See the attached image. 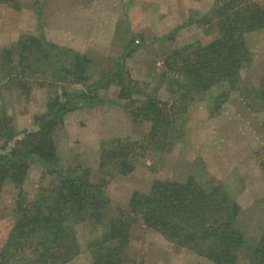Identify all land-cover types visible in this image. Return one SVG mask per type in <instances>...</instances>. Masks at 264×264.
<instances>
[{
  "label": "rangeland",
  "instance_id": "rangeland-1",
  "mask_svg": "<svg viewBox=\"0 0 264 264\" xmlns=\"http://www.w3.org/2000/svg\"><path fill=\"white\" fill-rule=\"evenodd\" d=\"M16 1L17 7L0 4V43L10 45L21 35L44 36L91 60L88 84L110 78L98 88L100 102L65 113L52 133L56 165L88 167L89 182L102 201L99 217L72 225L78 252L61 264H92L91 244L101 241L109 218L127 212L131 196L147 194L157 179L184 182L191 177L205 189L220 186L240 206V234L258 241L264 225V112L250 87L258 86L264 75V28L245 35L251 60L240 69L236 89L217 97L214 86L190 91L192 97L184 99L180 95L186 84L180 73L167 72L166 58L172 50L217 37L212 25L187 23L214 0ZM131 40L135 48L128 52ZM38 74L23 90L0 83V105L15 130L32 128L35 115L54 95L56 80L48 72ZM121 83L131 89L120 90ZM148 101L159 109L160 121L148 114ZM103 146L127 151L132 169L118 173L112 159L100 168ZM53 181L43 164L31 160L21 185H2L0 247L18 220V203L29 204ZM128 253L141 264H215L145 228L137 216Z\"/></svg>",
  "mask_w": 264,
  "mask_h": 264
},
{
  "label": "trees",
  "instance_id": "trees-1",
  "mask_svg": "<svg viewBox=\"0 0 264 264\" xmlns=\"http://www.w3.org/2000/svg\"><path fill=\"white\" fill-rule=\"evenodd\" d=\"M0 4L18 6L16 0H0ZM196 15L187 23L212 25L217 37L207 44L197 42L172 50L166 58L167 72H178L183 78L186 85L181 98L192 97L190 91L194 94L214 86L219 88L217 97L226 96L240 85V69L251 60L245 35L264 28V0H214L207 11ZM131 43L128 52L135 48L133 40ZM90 64L85 55L44 36L21 35L0 48L1 87L23 90L26 83L44 72L56 80L55 88H51L54 95L35 115L30 129L15 130L4 105H0V190L6 181L21 185L31 160L43 164L54 178L53 183L40 188L32 202L18 203V220L0 247V264L65 263L79 248L72 225L99 217L101 194L89 182V168L56 165L52 140L54 128L62 123L65 113L92 106L103 98L98 88L105 87L110 78L88 84ZM67 84L72 86L68 89ZM119 86L120 90L131 89L124 83ZM250 91L264 112V75ZM145 108L154 121L161 120L152 102H146ZM116 150L103 146L98 166L103 168L105 160L112 159L118 173H127L132 169L127 151ZM128 206L127 212L109 218L101 241L91 244L92 264H141L128 253L130 227L136 216L145 228L215 264H264V225L255 243L240 234L236 225L240 206L220 186L205 189L191 177L184 182L157 179L147 194L134 193ZM51 251L61 255H50Z\"/></svg>",
  "mask_w": 264,
  "mask_h": 264
},
{
  "label": "crops",
  "instance_id": "crops-1",
  "mask_svg": "<svg viewBox=\"0 0 264 264\" xmlns=\"http://www.w3.org/2000/svg\"><path fill=\"white\" fill-rule=\"evenodd\" d=\"M9 44H5V43H0V48L1 47H5V46H8Z\"/></svg>",
  "mask_w": 264,
  "mask_h": 264
}]
</instances>
